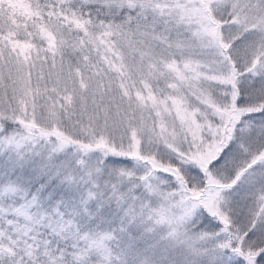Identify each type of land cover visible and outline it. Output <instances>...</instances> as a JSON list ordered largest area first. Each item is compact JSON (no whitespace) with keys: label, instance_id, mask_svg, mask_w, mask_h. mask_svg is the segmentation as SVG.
Here are the masks:
<instances>
[{"label":"snow or ice","instance_id":"obj_1","mask_svg":"<svg viewBox=\"0 0 264 264\" xmlns=\"http://www.w3.org/2000/svg\"><path fill=\"white\" fill-rule=\"evenodd\" d=\"M0 264H264V0H0Z\"/></svg>","mask_w":264,"mask_h":264}]
</instances>
